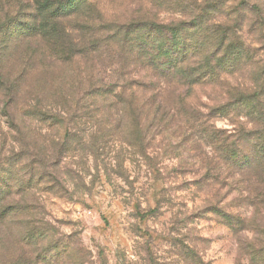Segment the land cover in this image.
I'll return each instance as SVG.
<instances>
[{
  "label": "rangeland",
  "instance_id": "1",
  "mask_svg": "<svg viewBox=\"0 0 264 264\" xmlns=\"http://www.w3.org/2000/svg\"><path fill=\"white\" fill-rule=\"evenodd\" d=\"M43 1L0 0V264H264V0H51L56 46Z\"/></svg>",
  "mask_w": 264,
  "mask_h": 264
},
{
  "label": "trees",
  "instance_id": "2",
  "mask_svg": "<svg viewBox=\"0 0 264 264\" xmlns=\"http://www.w3.org/2000/svg\"><path fill=\"white\" fill-rule=\"evenodd\" d=\"M60 4L63 3V0H59ZM52 2L51 0H45L43 1V4H40V9L46 14L45 22L41 26V32L43 34L44 40H46L49 43H54V46L57 45L56 36H57V24L54 25L57 18L58 12L51 11ZM53 21V22H51ZM52 24V26H50ZM125 27V26H124ZM122 26H115L114 24H111L107 26L108 30L114 31L116 29L124 30L125 28ZM134 28V27H133ZM133 28H131L128 31H131ZM142 43L144 41L142 40ZM148 47L143 49V57H147L149 60V67L152 68V71L155 73L154 79L160 81L164 79V81L167 82H173V79L178 74V80L182 79L184 80V76L177 73L178 64L173 63L172 61H167L165 63L162 62V59L164 57H169L170 53L172 52V48L169 45L160 44L159 47H157V50L154 52L148 53ZM208 66V64H207ZM148 68V67H147ZM144 70H147L146 67ZM197 71V70H195ZM194 72V71H193ZM192 74V71L191 73ZM191 76V75H189ZM190 78V77H189ZM151 81L150 83H146L143 85L144 94L146 96H149L148 99L144 101L143 107L140 109L141 116L145 114H151L154 117L160 116L163 119H176L177 116L171 114V109H166L164 106V103L161 101H158V97L156 96V90L158 83H155L154 81ZM181 81V80H179ZM202 81V80H201ZM196 83V81H186V86H192ZM181 84V82L179 83ZM241 97V96H240ZM239 98V97H238ZM242 100H247V103L252 104L251 105V111L253 115L257 116L256 124L259 129L252 132L251 137L253 138V151L254 155L253 157L256 158L253 160L254 164L256 165V172L264 171V88L262 85H259L258 90L253 93V95L249 97H241ZM236 106L240 104V102L236 99ZM212 116L214 114L212 113ZM36 118L39 119L41 122H46L51 125L57 124V120L48 115V113H39L36 115ZM139 122H142V119H139Z\"/></svg>",
  "mask_w": 264,
  "mask_h": 264
}]
</instances>
